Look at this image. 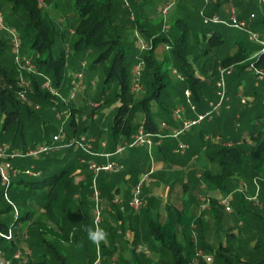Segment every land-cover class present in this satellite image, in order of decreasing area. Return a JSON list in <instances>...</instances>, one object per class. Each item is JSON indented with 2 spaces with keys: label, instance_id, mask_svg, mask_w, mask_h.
<instances>
[{
  "label": "crops",
  "instance_id": "0c3cea01",
  "mask_svg": "<svg viewBox=\"0 0 264 264\" xmlns=\"http://www.w3.org/2000/svg\"><path fill=\"white\" fill-rule=\"evenodd\" d=\"M235 1L233 4L239 17L249 18V22L255 27H264V18L260 20L258 16L257 11L259 9L247 14L246 10L252 7L245 4L246 0H237L234 3ZM228 3L229 0L221 2L218 7L220 10L218 14L221 16L227 14ZM210 4L206 8L207 10L211 9L212 5ZM260 11L262 10L260 9ZM250 14L253 16L251 17ZM140 22L144 27L143 20ZM156 49L158 50V58H162L161 43ZM217 60L219 62L220 59ZM195 73L201 80L206 79L205 72L195 69ZM230 75L226 77L228 99L225 104L228 107H221L209 118L191 126L177 138L165 137L161 139L154 143L150 149L146 146H133L123 148L120 152L115 153L117 146L123 145L132 137L135 132V125L143 122L144 113L142 110L138 109L128 117L127 121L130 127L127 135L124 132L114 135L111 129L113 116L107 117L110 107H104L97 114H93V110L97 108L91 106L94 101H88L85 104L82 101L84 98L74 99L73 106L79 115L73 120L71 126L66 127L65 125L67 136L93 138V150L109 155H87L80 150H67L65 148L66 155L64 158H53L56 159L55 162L46 165L47 172L52 169L59 170L62 167L68 169L66 172L70 170L72 176L73 184L67 181L62 191V197L58 198L64 209L63 214H59L58 218L64 224L65 219L72 215L73 217L76 216L71 225L73 228V225L77 224V227L74 229L75 233L69 234L68 240H60V242L65 245L72 244L76 240L82 241V236L85 235L84 231L87 227L84 225L86 215L83 207L88 205L86 199L91 202L92 206L94 202L90 189L92 173L87 163L92 161L102 164L106 161H115L117 165L112 171H99L95 176V184L99 192L97 201L100 214L99 227L108 233L107 240L98 247L102 264H170L172 262L170 250L165 248L159 239L153 237L156 231L154 224L159 225L162 234L167 230L171 233L173 230L175 239L181 246H186V238L190 233L192 240L196 241L195 238L198 236L204 247H208L214 240H217L218 245L223 248L227 247L230 242L235 244L244 242L247 246L239 256L244 259L245 254H250L252 250L250 248H254L256 241H260L259 237L264 239V184L260 183L257 188L253 183V178L264 172L261 173V169H255L259 158L264 154V115L256 119L257 125L254 129L247 127L246 124L253 122L257 112L255 110L242 113L253 105H260L261 100L259 103L258 96H261V93L254 94L253 89L248 87V79L250 82L251 79L253 81V75L244 73L240 80ZM175 79L177 78L175 77ZM215 79L214 76L212 84H205L199 88L197 95L191 94L195 95L193 100L191 98L195 106L194 111L184 103L183 88L181 92H172V96H176V98L177 95L179 96L178 102L175 99L166 101L168 106H172L171 113L168 109L159 110L156 102L152 101L150 109L153 113L152 119L155 129L159 127L160 122H165L167 125L164 132L168 133L174 129H179L181 123L174 115V110L178 106L183 108L181 114L184 119H193L196 113L206 111L209 108V103L216 101L213 84ZM177 80L180 81V79ZM255 84L257 82H254ZM180 85L184 86L182 82ZM66 86H68L66 83L64 86L62 85L64 91L70 88V86ZM247 91L249 94L246 95ZM240 94L252 98L248 106L240 104ZM118 105L119 101L116 102V107ZM89 113L92 114L89 115ZM82 117L91 120L86 123ZM242 122H245V127L241 129V132H237L236 125H241ZM58 127L56 126V129ZM251 129L252 134H248ZM205 135L210 137L217 135L220 140H206ZM179 140L189 144V148L182 154L173 152V148ZM45 142L49 141H43L37 145ZM222 147L232 148L234 156L231 159L224 157L223 152L219 151ZM48 158L51 157L48 156ZM149 169L152 172L146 177L141 188V206L138 211H134L128 205L131 188ZM226 172L228 173L226 177H219L220 173L223 175ZM256 172L260 173L257 174ZM214 176L217 183L213 181L212 177ZM242 184L245 185L246 195H256L255 200L247 199L240 191V193L238 192V188ZM203 195L210 200V203L207 208L200 211L198 199ZM221 197L226 198L228 210L219 202ZM114 198L117 201L113 202ZM78 200L81 208L77 206ZM231 203L234 204L233 208ZM221 207L226 211L225 215L215 214V220H213L211 215ZM242 218L245 219L242 220ZM80 220L82 221L80 222ZM189 221L191 222V228L189 227L191 231L187 226ZM213 221L215 225L212 224ZM93 227L94 219L92 220ZM223 229L227 230V233L220 235ZM228 234L230 236L227 238ZM137 246H143L148 250V253L135 251ZM247 247H249L248 250ZM132 250L139 254H131ZM163 251L168 252V254L166 253L164 256ZM60 252L63 255V251ZM96 252V245L93 249L91 248L90 252L86 253L84 247H81L79 243L77 253L74 256L78 257L80 261L83 260L81 261L84 262L83 264H91ZM206 253L208 254L207 251ZM113 255H115L114 262L111 260ZM63 257L65 262V256L63 255ZM201 259L208 263L203 258ZM191 263L190 260L189 264Z\"/></svg>",
  "mask_w": 264,
  "mask_h": 264
},
{
  "label": "trees",
  "instance_id": "16d2710c",
  "mask_svg": "<svg viewBox=\"0 0 264 264\" xmlns=\"http://www.w3.org/2000/svg\"><path fill=\"white\" fill-rule=\"evenodd\" d=\"M8 1H12L14 3L11 10L12 13H15L16 9H20L22 12L21 16L19 15L18 17L13 18L14 21H11L12 23L19 22L18 24H20L18 27V33L21 44L28 46V49H30L32 52L31 56L34 60L33 62L37 68L43 72V74L49 76L55 86L59 87L62 83L63 73L66 65L65 51L63 49H53L52 43L54 37L57 34L61 39H64L66 29L61 26L58 29L56 28V26L51 22V18L49 17L46 10H44L42 6L38 4V0ZM112 1L113 0H72L74 14L78 16L79 19L75 28V36L72 39L71 47L74 51L80 49H82L84 52L86 50L96 51V56L92 61L91 67H93L96 63H102L103 79L98 90L99 96L104 95L107 92V84L112 79L116 80L113 94L119 99V105L116 107V113L113 116V122L111 126L113 134L116 135L119 132H124L127 135L129 133L130 124L128 121L125 122L123 120V114H129L135 112L138 109L142 110L144 113V119L141 123L143 127L146 130L154 131L155 125L152 119L153 113L150 109V103L155 101L159 110L165 111L168 109L166 101L169 100V97L166 93L161 96V91L167 85L165 71L168 68L177 66L176 68L179 71L178 73L182 76V80L180 81L184 85L183 90L184 88H188L191 91V94L197 95L196 93L198 89L204 84H210V82H205L196 75L195 68L188 60L187 50L185 47V35L183 32H180L171 38L162 36L160 34L152 35L142 26L140 19L135 16L132 20L135 24V27L138 28V31L142 33L145 38L151 40V46L145 51H138L137 54L132 57L135 62L138 58H142L144 61V68L142 70L141 77L143 79L144 86L146 87L145 93L139 99L134 100L133 93L130 90V70L128 69V64L126 62L128 52L127 48L120 41V26L115 22L114 19ZM223 1L224 0H213L211 9H206L205 12L208 14L213 12L219 13L220 10L218 7ZM128 4L132 9L137 7V3L133 2V0H128ZM127 9L129 10V8ZM257 10V7L253 6L246 11L248 14L250 11ZM258 16L260 17V20H262L264 18V11L259 12ZM175 24L180 25L181 22L176 21ZM204 25L209 26L207 33L208 35L206 34L207 42L209 44L220 42L221 38L218 24L207 23ZM73 33L74 32L72 31L70 34ZM162 42L167 43L169 45V49L165 50L166 53L162 58H156L154 55V50ZM235 44L236 48L234 51L226 57L221 58L218 62V65L226 66L229 64H234V67L236 66L238 68V72H232L230 76L240 80L247 70L244 59L252 49H250V45L241 39H236ZM171 56L174 58V65H172L171 62ZM257 63L264 65V55L257 60ZM214 71H216V68L213 70L212 77L214 75ZM38 80L40 81L38 76H33V80L31 81V91L28 93L26 92L28 101L24 102L17 96L18 88L14 84L15 78L10 77L5 69L0 68V83L3 86L0 88V109L2 110L3 114L0 121V141H7L9 143L8 148L10 149L16 147L17 149L20 148L21 150L25 151V149L28 147H35L40 142L46 140V133L44 131L45 127L42 125L44 122V115L42 116V114L36 113L37 111L39 112V110H36L33 107L39 104L41 108L48 107L52 109L56 106L52 104L50 94L47 91L43 93L40 92L38 88ZM254 82H256V80L253 77V81L250 82L248 87L253 89L254 94L262 93L261 83L254 85ZM13 91L16 93L17 97L14 96ZM247 94H249L248 91L246 92V95ZM195 95H191L192 100L195 98ZM255 110L257 113L253 119V122L246 124L247 127H252L253 129L257 125L256 119L261 115H264V106L261 105V103L259 106L253 105L252 107L248 108L246 112L244 111V113H242L245 114ZM69 124H73V119L70 120ZM139 125L140 124L135 125V130ZM10 127L15 129H13V134H11L10 137L6 139L3 138V133ZM33 127L35 129H31ZM38 131H40V133H38ZM248 134H252V129L248 132ZM240 139L242 138L240 137ZM15 140L17 141V144H14ZM70 149L71 148H67V150ZM219 151L223 152L224 157L226 158L231 159L234 156V151L232 148L222 147ZM55 160L56 159L48 158L47 155H43L38 159H33L31 157H20L13 159L11 162L14 167L23 170L33 165L34 171L38 172V174L30 175L20 171L14 175H11L9 184L7 186L3 185V187L7 189L11 183H15V185L27 188L48 185L49 188L46 193L49 194V200L48 205H46L44 208V212L47 215L49 214L50 217H53L56 215V211L54 212L53 209L57 206H63L57 199V189L55 188L56 182L58 178H60L62 174L68 170L67 168L65 169L61 167L59 170L52 169L47 172L46 165L55 162ZM263 164L264 154L259 158V162L257 165H255V169H261L262 173L264 171ZM256 173L259 174L260 172ZM227 174V172L223 175L220 173L219 177H226ZM27 176L37 178L38 180H28ZM212 178L213 181L217 183L215 176ZM1 198L2 190H0V214L5 212V209H2L1 207ZM9 208H11V206L8 204L7 210ZM28 214V211H26V218H29ZM25 216H19L16 213L15 218H13L10 223H7L6 219L0 218V250L3 252L5 258H11L12 254L16 250L20 249V240L14 236V233L16 232L14 226L20 220L25 219ZM158 226L159 225L154 224L156 231L153 237L159 239L163 246L170 250L172 255V262L170 264H189L191 257L195 255L197 249H201L202 252L208 251V247H204L201 244L198 236L195 238V241L192 240V236L190 233H188L186 238V246H181L176 241L173 230L170 233V231L165 229L167 232L165 231V233L162 234L161 228ZM187 226L188 228H191L190 221L187 223ZM9 229L11 231V237L6 239L2 236V234H6ZM25 232L27 236L30 235L33 238H37L29 243V246L32 249H35L41 243H43L41 241H45L47 236L61 241L69 239V234H67L65 231L59 233L51 226L39 220L30 221L29 227ZM218 247L219 252L216 253V255L222 262H224V264H264V248L258 253L250 255L248 259L239 258L232 261L229 258L230 253L228 252L227 254V249L221 247L220 245H218ZM259 247L260 243L256 241L254 248L257 249ZM49 249L52 252L53 257L57 260L58 264H65L64 257L58 249L54 248L53 246H51ZM131 254L137 255L139 253L132 250ZM15 261L17 262L18 260L12 259L11 264H16ZM39 264L45 263L39 262Z\"/></svg>",
  "mask_w": 264,
  "mask_h": 264
},
{
  "label": "rangeland",
  "instance_id": "374dc122",
  "mask_svg": "<svg viewBox=\"0 0 264 264\" xmlns=\"http://www.w3.org/2000/svg\"><path fill=\"white\" fill-rule=\"evenodd\" d=\"M132 1V0H130ZM234 1V0H233ZM38 4L42 6L44 10L48 13L49 17L51 18V22L56 26V28L64 27L66 29L65 37L64 39H61L59 35L57 34L54 37L53 43H52V48L55 50L63 49L65 51V59H66V65H65V70L63 73V78H62V83L60 87L58 88V95H53L51 93L50 97L52 100V104L56 106L55 108H48V107H40V105H36L35 108L37 111L36 113L44 115L43 123L44 125V131L46 133L45 141H50L52 135L57 131L56 126L62 125L63 128L67 126H71L70 120H74L77 118L79 114H77L74 108V100H70L67 102V108L69 110V114L65 117L63 113L67 112V108H65L66 105H64L60 99L66 98L67 97V89L64 91L62 88V85L64 86L65 83L68 86H74L78 90V94L76 95V98H84L82 101L87 104L88 101H94V103H97V108L93 110V114H97L98 111L104 107H110L109 112H107V117L110 118L115 115L116 113V102L119 101L116 95L113 94L116 80L112 79L107 85H108V90L104 95L99 96L98 90L100 88L102 79H103V72H102V63H96L93 67H91L92 61L94 57L96 56V51L95 50H86L85 52L80 49L77 51H74L71 47L72 39L75 36V28L78 23L79 17L74 14L73 6H72V0H38ZM133 2L137 3V7H134V9L130 8L129 10L124 6L122 0H113L112 1V8L114 10V19L115 22L120 26L119 33H120V41L122 44L127 48V58L126 62L128 64V69L130 70L129 73V81H130V86L131 83L133 82L134 76L132 74V68L133 65L135 64V60L132 58L134 55L137 54L138 49L135 46L136 45V38L134 35V30L138 31V28L135 27V24L133 23V19H130V13L132 14L133 18L136 16L140 20H143V25L144 28L151 33L152 35H162L168 38L173 37L174 35L179 34L180 32H183L185 35V47L187 50V55H188V60L190 61L191 65L197 69L200 72H205V80L204 81H209L210 83L213 81V77H217V72L213 70L218 66V60L223 57H226L233 51V49L236 48L235 40L236 39H241L242 41L246 42L248 45H250V49H255V44L248 41L246 33L244 31L231 28V27H226L223 25L218 24L219 32H220V42L216 43H211L209 44L207 42V33H208V28L209 26L202 24L200 16H199V9L204 6L203 0H176L175 3L168 8V10L165 12L163 15L159 11V6L165 4L166 0H133ZM237 0L234 2L236 3ZM12 1L8 0H0V13H1V19L0 22L4 25H7L14 30L18 32L19 30V22L12 23L11 21L15 18L18 17L19 15L21 16L22 12L20 9H16L15 13H12V6H13ZM210 4V3H209ZM212 4V3H211ZM210 4V5H211ZM229 4V3H228ZM245 4H248L249 6L253 7L256 6L257 9H259L258 13L264 11V6L260 7L258 6L256 0H246ZM209 5L206 6V8ZM249 17V16H248ZM164 19L165 25L168 27L167 32H162L161 31V24L162 20ZM249 21V18H244ZM180 21V25H176L175 22ZM10 23V24H9ZM250 26L252 29L256 31H262L264 30V27H254L251 22ZM69 31H73V34H70ZM139 32V31H138ZM140 33V32H139ZM142 35V33H140ZM205 34V35H203ZM143 36V35H142ZM144 37V36H143ZM145 38V37H144ZM10 36L7 31H5L1 25H0V68L5 69L6 72H8L10 77H14L15 81L14 84L17 86L18 82V77L20 75H23L24 79L30 83V86L27 90V93L31 91V81L33 80V76H38L40 78V81L38 80L39 84V90L41 93L45 92L46 90L42 87L41 82L42 78L39 75L36 74H29L25 73L23 70H21L19 67H17L16 63L13 60V51L9 42ZM151 46V40L145 38ZM162 55L166 53L165 50H162ZM31 51L28 49L27 45H22L20 48V57L25 58L27 57L30 59L34 65L35 71H38L39 73L41 72L35 63L33 62V58L31 56ZM154 55L156 58H158V50H154ZM163 57V56H161ZM171 62L172 65H174V58L171 56ZM81 61L85 62V67L83 68V77L81 79H75L73 77V73L77 71L80 67L79 64ZM216 63V65H215ZM215 66V67H214ZM177 66H172L168 68L165 71V79L167 80V85L166 87L161 91V96L163 94H167L169 99L172 101L175 99V101L178 102L179 96H172L173 91H182V86L180 85V81L175 79V74L172 73L173 70L176 72H179L178 69L176 68ZM144 68V66H143ZM248 71V70H246ZM216 72V73H215ZM233 72L237 73L238 68L235 66L233 68ZM249 74L252 76V73L250 71L245 72V74ZM142 76V75H141ZM140 76V84H141V89L140 92L135 96L133 95V99L137 100L139 99L146 90V87L144 86L143 79ZM227 77V76H226ZM246 78V77H245ZM247 80V78H246ZM252 81V79H251ZM248 84L250 85V80L248 79ZM248 85V86H249ZM262 85V84H261ZM66 86V87H68ZM205 86V84L203 85ZM210 86V85H209ZM3 86L0 83V88ZM131 90V89H130ZM132 92V91H131ZM83 93V94H82ZM14 96H16V93L13 91ZM263 92L261 93V96L259 95L258 98L260 100L262 99ZM17 97V96H16ZM22 101H28L27 95L25 97V100ZM176 102V103H177ZM168 110H170V113L172 112V106H167ZM57 113H59V116H57ZM92 113H89L91 115ZM101 114V112H99ZM133 114H123V119L125 122L128 120V117ZM2 110L0 109V120L2 118ZM109 118V121H111ZM83 121L87 123L89 120H86V118H83ZM113 120V119H112ZM93 121V120H92ZM74 122V121H73ZM78 122V121H77ZM80 123V122H79ZM245 122H242L241 125H236V131L241 132V129L245 127L244 124ZM228 128V126H226ZM13 129L10 127L9 129H6L5 132L3 133V138H8L10 137L11 134H13ZM31 129H35L34 127ZM15 130V129H14ZM65 130V128H64ZM70 130V129H69ZM40 133V131H38ZM17 141L15 140L14 144ZM9 146V143L2 142L0 141V146ZM251 147V146H248ZM32 147H28L25 150H28ZM126 148V147H124ZM13 150H16L18 152H23L20 148L16 149L12 148ZM71 150H79L77 147H72ZM65 149H60L57 151H53L48 153L47 157L51 158H64L65 157ZM74 154V153H73ZM85 154V153H84ZM92 173V172H91ZM28 177V180H38L37 178L34 177ZM71 172L70 170L66 173H63V175L58 178L57 184L55 188L57 189V199L59 197H62V191L64 190L65 183L69 181L71 184L72 178H71ZM5 186V185H4ZM7 186V185H6ZM49 186L48 185H42L39 187L35 188H27L23 186H18L15 185V183H11L7 189L3 187V183L0 180V190H2V198H1V207L2 209H5L4 213L0 214V218L6 219L7 223H10L13 218H15V215L19 216H25L26 211H28V216L29 218L22 219L19 222L16 223L14 228L16 229V232L14 233L15 238L19 239V246L20 250L26 251V256H25V261H15L16 264H39L44 262L45 264H58L57 260L53 257L52 252L50 251L49 248L53 246L54 248L63 251V255L65 256V264H83L78 257H75L77 253V248L78 244L80 243L81 247H84V251L90 252L91 248H94V245L88 240L87 238V231L85 230V235L84 237L82 236V241L76 240V244H64L61 243L60 240H56L51 237H46L45 241H41V243L38 247L35 249H32L29 246V243L34 241V239H37L36 237L32 236H27L26 230L29 227L30 221L34 220H39L47 225L51 226L54 230H56L59 233H62L65 231L67 234H73L75 227H77V224L72 225L71 223L75 221L76 216L73 217V215L63 222L59 221L58 216L59 214H63V207L62 206H57L53 210L56 213L55 216H49L44 212V208L46 205H48V200H49V194H47ZM70 189L72 187L70 186ZM6 193V196L3 195V193ZM239 192V191H238ZM240 193V192H239ZM238 194V193H237ZM241 194L244 196V194L241 192ZM241 196V195H239ZM204 197L200 196L198 199V204L200 205L201 198ZM93 201V200H92ZM86 203L88 205H84L83 208H85V218L86 221H84V225L87 228H92V220L95 218V207L94 202L93 206L91 202H89L88 199H86ZM8 204L11 206L7 210ZM77 206L78 208H81L80 201H77ZM232 208L234 207V204L231 203ZM225 212L223 208H218L216 209L213 214L211 215L214 219V215H225ZM57 216V217H56ZM245 218H242L244 220ZM82 220H80L81 222ZM100 223V222H99ZM90 224V226H89ZM213 225H215V222H212ZM64 225V228H61V226ZM222 229V228H221ZM253 230V229H251ZM79 231V230H78ZM227 230H221L220 235L226 234ZM254 231V230H253ZM230 235H227V238ZM260 241V247L257 249H252L250 254H245L244 259H248L250 255L256 254L259 251H261L264 248V239L259 237ZM220 243V241H219ZM247 244H244V242L235 244L234 242L228 244V248L225 246L227 249V254L229 251L233 252L229 254V258L233 261L234 259L237 260L239 258H242L239 256V254H242V250L246 248ZM80 247V246H79ZM218 242L217 240H214L213 242L210 243L208 246V254L205 253L207 256H210V261H206L208 263H205L200 257L198 256H193L191 257V262L193 263L194 260L197 261L198 264H224L219 257L216 255V253L219 252L218 250ZM80 249V248H79ZM249 247H247V250ZM82 250V249H80ZM201 250V249H200ZM164 256L168 252L163 251L162 252ZM248 255V256H247ZM96 256V255H95ZM95 258V257H94ZM243 259V258H242ZM193 260V261H192ZM14 263V262H13Z\"/></svg>",
  "mask_w": 264,
  "mask_h": 264
},
{
  "label": "built area",
  "instance_id": "2783aa9c",
  "mask_svg": "<svg viewBox=\"0 0 264 264\" xmlns=\"http://www.w3.org/2000/svg\"><path fill=\"white\" fill-rule=\"evenodd\" d=\"M176 0H166L165 4L159 6V11L163 15L168 10L170 6H172L175 3ZM213 0H203L204 6L199 9V16L202 21V23L207 24H220L226 27L235 28L241 31H244L246 33L248 41L255 44V49L251 50L247 57L244 59V62H246V69L250 71L255 78L257 83L262 84V92L263 96L261 99V104L264 106V65H260L257 63V60L264 55V30L262 31H256L251 28L250 22L242 17H239L235 6L233 4V0H229V5L227 8V14L225 16H221L218 13H206V6L211 3ZM124 6L129 8L128 0H122ZM258 6H264V0H256ZM252 17L253 14H250ZM0 19H1V13H0ZM130 19H133L132 14L130 13ZM1 27L9 33L10 39V45L13 51V60L16 63L17 67H19L21 70H23L25 73L29 74H36L39 75L42 78L41 85L42 87L49 93L53 95H58V87L55 86L52 83V80L49 76L39 73L38 71H35L34 65L30 59L27 57L21 58L20 57V48H21V40L19 33L14 30L13 28L4 25L0 22ZM168 27L164 23V19L162 20L161 24V31L167 32ZM72 33V31H69ZM134 35L136 38V47L139 52L145 51L150 48V44H148L147 40L137 31L134 30ZM161 46L163 50H168L169 45L165 42L161 43ZM66 51V50H65ZM67 52V51H66ZM144 61L142 58H138L135 64L132 68V74L134 76L133 82L131 83L130 89L133 93V95H137L140 92L141 84H140V76L143 70ZM79 69L73 73V77L75 79H81L83 77V68L85 67V62L81 61L79 64ZM234 64H229L226 66L218 65L216 67L217 77L214 82L215 86V94H216V101L214 103H209V108L202 112V113H196L195 117L193 119H184L182 117V106H178L174 110V115L176 119H178L181 123V126L179 129H174L171 132H164V129H166L167 125L165 122H160V125L157 129L154 131L146 130L142 124H140L132 137L125 142L123 145L117 146L115 148V153L120 152L124 147H133V146H146L148 149L151 148V146L154 143L159 142L161 139L165 137H174L177 138L181 133L187 131L191 126L199 123L200 121L209 118L215 111L219 110L221 107H228L227 104H225L227 97V91H226V76L230 75L233 70ZM173 73L175 74V77L177 79L182 80V76L177 73L175 70H173ZM17 82V96L21 100H25L26 92L30 86V83L27 82L23 75H20ZM78 94V90L76 87L71 86L70 89L67 92V97L60 99V101L64 102L63 104L66 105L65 108H67V102L70 100H74L76 95ZM184 95V103L194 111L195 106L191 101V91L188 88H184L183 90ZM252 98L248 96L239 95V102L242 105H249ZM91 106L93 108L97 107V103H92ZM67 112L63 113L66 117L69 114L68 108L66 109ZM57 116H59V113H57ZM204 138L206 140H213V141H219V136H207L205 135ZM93 143L94 139L87 137V136H67L64 128L62 125H60L57 128V131L52 135L51 140L49 142L42 143L40 145H37L35 147H32L28 150H25L23 152H18L16 150L8 148V146H0V180L3 183V185H8L10 176L14 175L20 171H22L25 174L35 175L38 174V172L34 171L33 165L29 166L28 168H25L23 170H20L13 166L12 160L15 158L20 157H31L33 159H38L39 157H42L43 155H48V153L57 151L60 149L65 148H72L77 147L80 151L87 155H100V156H108L107 153H98L93 150ZM104 145V143H102ZM189 148V144L184 141H177L175 147L173 148V152L176 154H182ZM115 161H106L102 164H97L95 162L89 161L87 163L88 168L92 172V178H91V185L90 189L92 191V198L94 200L95 204V218H94V227L99 226L100 222V214L99 209L97 205L98 201V195L99 192L96 188L95 184V176L97 172L99 171H112L116 167ZM152 172L151 169H149L146 173H144L138 182L131 188V196L128 200V205L134 210L138 211L141 206V188L142 184L145 181L146 177ZM253 183L258 188L260 183L264 184V172L256 177L253 178ZM238 191L242 192L244 194V197L250 200H255L256 195L248 196L245 193V185L242 184ZM4 196H6V193L4 191ZM117 201L116 198L113 199V202ZM219 202L225 206V209L228 210L229 206L227 205L226 198H219ZM210 200L207 197H202L201 202L199 205V210H203L209 206ZM2 236L6 239H9L11 237V231L10 229L6 232V234H2ZM97 247V246H96ZM135 251L137 252H143L148 253V250L144 248L143 246H137L135 248ZM26 251L24 250H16L11 258H5L3 255V252L0 250V264H11L12 259H16L18 261H25ZM195 256L203 258L205 261H210V256H207L205 253L202 252V250L197 249L195 252ZM112 262L115 260V255L111 256ZM91 264H102L101 263V255L97 247L96 256L93 259ZM193 264H198L196 260L193 261Z\"/></svg>",
  "mask_w": 264,
  "mask_h": 264
},
{
  "label": "clouds",
  "instance_id": "9594fccd",
  "mask_svg": "<svg viewBox=\"0 0 264 264\" xmlns=\"http://www.w3.org/2000/svg\"><path fill=\"white\" fill-rule=\"evenodd\" d=\"M86 231L88 240L97 247H99L108 238L107 231L100 228L98 225L93 228H87Z\"/></svg>",
  "mask_w": 264,
  "mask_h": 264
}]
</instances>
